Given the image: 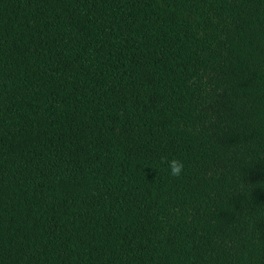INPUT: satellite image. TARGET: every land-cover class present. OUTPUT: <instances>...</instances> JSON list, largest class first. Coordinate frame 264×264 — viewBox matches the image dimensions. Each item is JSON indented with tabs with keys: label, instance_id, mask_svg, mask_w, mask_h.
<instances>
[{
	"label": "trees",
	"instance_id": "obj_1",
	"mask_svg": "<svg viewBox=\"0 0 264 264\" xmlns=\"http://www.w3.org/2000/svg\"><path fill=\"white\" fill-rule=\"evenodd\" d=\"M0 264H264V0H0Z\"/></svg>",
	"mask_w": 264,
	"mask_h": 264
},
{
	"label": "clouds",
	"instance_id": "obj_2",
	"mask_svg": "<svg viewBox=\"0 0 264 264\" xmlns=\"http://www.w3.org/2000/svg\"><path fill=\"white\" fill-rule=\"evenodd\" d=\"M162 162L167 164V170L172 177H179L184 171V164L179 159L168 160L165 158Z\"/></svg>",
	"mask_w": 264,
	"mask_h": 264
}]
</instances>
